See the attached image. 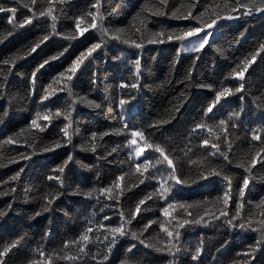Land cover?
Listing matches in <instances>:
<instances>
[{"label":"trees","instance_id":"1","mask_svg":"<svg viewBox=\"0 0 264 264\" xmlns=\"http://www.w3.org/2000/svg\"><path fill=\"white\" fill-rule=\"evenodd\" d=\"M262 8L0 0V264H264Z\"/></svg>","mask_w":264,"mask_h":264},{"label":"rangeland","instance_id":"2","mask_svg":"<svg viewBox=\"0 0 264 264\" xmlns=\"http://www.w3.org/2000/svg\"><path fill=\"white\" fill-rule=\"evenodd\" d=\"M258 13H264V8L259 9ZM235 16H226L224 20H232ZM219 35L216 24H211L205 28L197 29L187 36L186 40L181 43L179 51L182 54L198 51L202 49L209 41Z\"/></svg>","mask_w":264,"mask_h":264}]
</instances>
